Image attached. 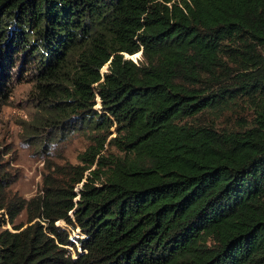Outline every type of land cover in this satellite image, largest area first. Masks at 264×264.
Returning <instances> with one entry per match:
<instances>
[{"label":"trees","instance_id":"16d2710c","mask_svg":"<svg viewBox=\"0 0 264 264\" xmlns=\"http://www.w3.org/2000/svg\"><path fill=\"white\" fill-rule=\"evenodd\" d=\"M23 81L28 135L94 143L0 169V264H264V0H0V111Z\"/></svg>","mask_w":264,"mask_h":264},{"label":"rangeland","instance_id":"374dc122","mask_svg":"<svg viewBox=\"0 0 264 264\" xmlns=\"http://www.w3.org/2000/svg\"><path fill=\"white\" fill-rule=\"evenodd\" d=\"M130 58L137 62L142 59L141 53L139 52V55ZM104 70H106V66L103 67L102 71ZM31 88L30 82L17 83L8 103L0 111V169H2V173L15 176L10 187L26 198L34 195L41 188L42 176L46 171L47 164H76L79 162L77 155L94 143L91 139L92 131L89 128L75 130L60 138L58 136L53 141L45 138L48 135H53L54 132L59 135L60 131L57 128L41 129V137L37 133L28 135L24 128L30 118V113L33 111L30 97ZM98 108L99 104L97 103L96 109ZM250 114V111L244 113L247 118L250 117ZM229 117V115L223 117L218 123L227 124ZM101 133L104 134L105 132ZM108 133V139L115 136V126H112ZM105 149L117 152L109 145H105ZM80 185L81 183L78 184V186ZM25 215V210H22L17 215L16 222L24 220ZM56 223L65 226L73 240L83 236L78 227L72 229L63 220H57ZM4 227L11 229L9 223L3 224L0 229ZM74 241L76 249L80 250L79 243ZM70 248L73 256H75V248Z\"/></svg>","mask_w":264,"mask_h":264},{"label":"built area","instance_id":"2783aa9c","mask_svg":"<svg viewBox=\"0 0 264 264\" xmlns=\"http://www.w3.org/2000/svg\"><path fill=\"white\" fill-rule=\"evenodd\" d=\"M72 239V238H71ZM73 240V239H72Z\"/></svg>","mask_w":264,"mask_h":264},{"label":"water","instance_id":"95a60500","mask_svg":"<svg viewBox=\"0 0 264 264\" xmlns=\"http://www.w3.org/2000/svg\"><path fill=\"white\" fill-rule=\"evenodd\" d=\"M129 57V56H128ZM131 57V56H130Z\"/></svg>","mask_w":264,"mask_h":264}]
</instances>
